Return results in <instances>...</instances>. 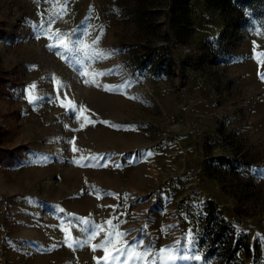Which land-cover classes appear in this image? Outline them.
<instances>
[{"label":"rangeland","instance_id":"rangeland-1","mask_svg":"<svg viewBox=\"0 0 264 264\" xmlns=\"http://www.w3.org/2000/svg\"><path fill=\"white\" fill-rule=\"evenodd\" d=\"M182 5L0 0V264H264V0Z\"/></svg>","mask_w":264,"mask_h":264},{"label":"trees","instance_id":"trees-1","mask_svg":"<svg viewBox=\"0 0 264 264\" xmlns=\"http://www.w3.org/2000/svg\"><path fill=\"white\" fill-rule=\"evenodd\" d=\"M205 5L208 8H214L217 10H220L222 13H225L229 10L236 9V7H240V11L243 12L245 8L250 9L251 8V2L252 0H240L239 5L235 1L231 0H204ZM182 8L183 12L187 11L188 8V0H182ZM20 71L17 69H13L10 71H3L0 70V94H11L12 91H15L18 89L20 85ZM7 154V155H6ZM16 154L12 151L10 152L9 149H0V159L6 161L7 163H13L15 160L13 159ZM208 225L206 223L205 228L208 230L206 231V238L210 240L213 244H219V242H222L221 239L224 235V229L225 227L229 226L227 223H224V225L221 226H215L214 228L212 226ZM241 241H236L235 244L239 245ZM230 239L227 241V245L230 246ZM244 252L247 251L248 247L247 244L244 242ZM235 250V246L232 247V251Z\"/></svg>","mask_w":264,"mask_h":264},{"label":"snow or ice","instance_id":"snow-or-ice-1","mask_svg":"<svg viewBox=\"0 0 264 264\" xmlns=\"http://www.w3.org/2000/svg\"><path fill=\"white\" fill-rule=\"evenodd\" d=\"M109 55H110V53H109ZM125 86H128V85H125ZM71 106L72 105L69 104L66 107H71ZM73 151H75V149H73ZM109 223H111V222L109 221ZM121 235H127V234L126 233H122ZM194 239L195 238L193 236H189L188 237V244H189V246H191V244L194 242ZM140 246H143V241L142 240L134 241L133 244H126V247H140ZM104 251H105V257H104V259L107 261L108 258H109V250L107 248H105ZM144 251H148L147 246H144ZM113 258L115 259V257H113ZM181 258H184V257H181ZM189 258H191V257H189ZM202 259H203L202 255H200V254H194V260L196 262H200V261H202Z\"/></svg>","mask_w":264,"mask_h":264}]
</instances>
